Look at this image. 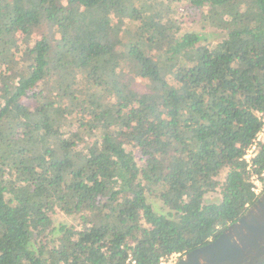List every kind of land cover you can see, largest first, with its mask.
<instances>
[{
    "label": "trees",
    "instance_id": "trees-1",
    "mask_svg": "<svg viewBox=\"0 0 264 264\" xmlns=\"http://www.w3.org/2000/svg\"><path fill=\"white\" fill-rule=\"evenodd\" d=\"M174 1L222 38L180 34ZM256 112L264 0H0V264H159L207 243L257 198Z\"/></svg>",
    "mask_w": 264,
    "mask_h": 264
},
{
    "label": "water",
    "instance_id": "water-1",
    "mask_svg": "<svg viewBox=\"0 0 264 264\" xmlns=\"http://www.w3.org/2000/svg\"><path fill=\"white\" fill-rule=\"evenodd\" d=\"M264 263V191L215 238L181 254L173 264Z\"/></svg>",
    "mask_w": 264,
    "mask_h": 264
},
{
    "label": "rangeland",
    "instance_id": "rangeland-1",
    "mask_svg": "<svg viewBox=\"0 0 264 264\" xmlns=\"http://www.w3.org/2000/svg\"><path fill=\"white\" fill-rule=\"evenodd\" d=\"M172 11H173V17L174 18H178L179 14L180 15V18L179 19V23H180V34H186V33H191V32H197V33H200V34H203L207 37V39L203 40L205 43H210V42H216L218 40H220L223 36V32L221 30H219L218 28L210 25L209 23L207 22H202L200 20V17L199 15H194V14H191V17H182L183 15H185L186 11V6L185 4H183V2L181 1H174V3H172ZM176 12V13H175ZM178 14V15H177ZM32 23V25H35L36 22L32 21L30 22ZM43 32L47 33L48 32V29L45 25H42L40 27H36L33 29V32L31 33L30 37L27 39L24 38V36L22 35H19L18 36V42H19V45L22 47V46H25L29 39L33 38L35 39L36 37L39 36V34H42ZM150 83L145 80V79H141V78H136L133 86L135 88V90L137 91H146L149 87H150ZM35 101L31 100V101H25V103H27L26 105L28 107H33V105L35 106ZM127 149H129V147H127ZM134 153V156H135V159L136 161H139L138 160V154L137 152H133ZM223 175V173H222ZM220 199V196L218 194V192H214V193H211V194H208L205 196V202H215V201H218ZM147 201L152 205L153 209L158 212V213H165L166 212V208L163 206L162 202L147 194ZM51 218L53 220V224L54 226H58L59 224L63 223V224H68V225H76L78 220H79V217L76 215V214H73V215H68L66 213H64L63 211H61L60 209H56L55 212H53L51 214Z\"/></svg>",
    "mask_w": 264,
    "mask_h": 264
},
{
    "label": "built area",
    "instance_id": "built-area-1",
    "mask_svg": "<svg viewBox=\"0 0 264 264\" xmlns=\"http://www.w3.org/2000/svg\"><path fill=\"white\" fill-rule=\"evenodd\" d=\"M256 115L262 122V126L251 145L246 149L243 160L246 163V168L250 171L249 182L251 191L255 197H258L264 191V169L261 172L254 171L253 158L256 155L258 143L264 140V112H256ZM178 255V253H173L167 258H162L159 264H173L177 260Z\"/></svg>",
    "mask_w": 264,
    "mask_h": 264
}]
</instances>
